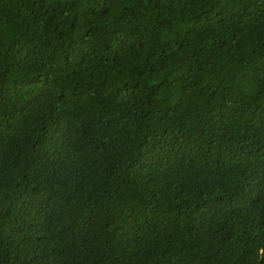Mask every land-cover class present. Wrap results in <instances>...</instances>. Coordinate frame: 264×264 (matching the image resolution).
<instances>
[{"label":"trees","instance_id":"obj_1","mask_svg":"<svg viewBox=\"0 0 264 264\" xmlns=\"http://www.w3.org/2000/svg\"><path fill=\"white\" fill-rule=\"evenodd\" d=\"M0 264H264V0H0Z\"/></svg>","mask_w":264,"mask_h":264}]
</instances>
